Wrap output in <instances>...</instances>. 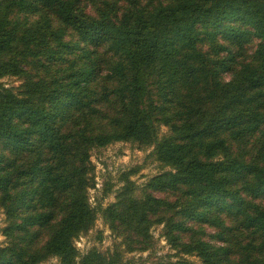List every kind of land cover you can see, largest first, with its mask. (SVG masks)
Wrapping results in <instances>:
<instances>
[{
	"label": "trees",
	"instance_id": "16d2710c",
	"mask_svg": "<svg viewBox=\"0 0 264 264\" xmlns=\"http://www.w3.org/2000/svg\"><path fill=\"white\" fill-rule=\"evenodd\" d=\"M6 76L0 264H131L154 224L157 264H264V0H0ZM118 141L164 170L92 206L91 150ZM99 215L120 241L78 255Z\"/></svg>",
	"mask_w": 264,
	"mask_h": 264
},
{
	"label": "rangeland",
	"instance_id": "374dc122",
	"mask_svg": "<svg viewBox=\"0 0 264 264\" xmlns=\"http://www.w3.org/2000/svg\"><path fill=\"white\" fill-rule=\"evenodd\" d=\"M255 42L249 46L248 53L253 51ZM17 77L6 76L0 78V83L5 86L17 87L20 84ZM166 127L160 128V133H165ZM152 147H140L135 143L118 141L103 148L93 149L90 153V160L94 167V187L89 189V202L92 206L107 204L115 201L118 188L122 185L121 177L123 173L133 170L129 179L137 186H142L146 180L164 170L150 154ZM264 202V201H263ZM4 226V214L0 209V246L5 244V237L1 233ZM150 232L152 233L154 244L146 251H136L125 254L127 261L131 264H157L161 259H176L175 250L170 248L162 235V224H154ZM101 235V238H98ZM120 241V237L114 236L108 226L104 224L99 215L93 228L86 234H82L74 240L78 255H82L92 246L99 250L112 247L114 243ZM183 257L201 264L195 255H182ZM39 264H60L57 257H50Z\"/></svg>",
	"mask_w": 264,
	"mask_h": 264
}]
</instances>
